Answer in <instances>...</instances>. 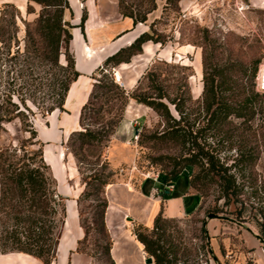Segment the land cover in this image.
<instances>
[{"label":"rangeland","instance_id":"rangeland-1","mask_svg":"<svg viewBox=\"0 0 264 264\" xmlns=\"http://www.w3.org/2000/svg\"><path fill=\"white\" fill-rule=\"evenodd\" d=\"M118 3L120 12L145 18L143 22H149L163 44H170L175 49L186 45L190 50L181 59L152 61L133 89L127 90L115 83L110 69L104 71V76L100 74L98 79L102 83L112 81L113 85L94 88L81 122V130L87 128L95 132L98 142L82 143L71 133L63 143L65 153L61 152L66 166L75 164L77 182L81 183V191L75 200L83 236L73 252L87 257V264H112L105 250L108 242L112 244V237L101 224L102 219L105 222L101 204L106 198L105 187L94 190L88 186L90 194L78 201L85 190V181L89 180L86 176L103 168L108 173V183L125 180L139 186L147 179L159 175L166 177L173 163L185 155L187 145L158 136L167 123L149 106L152 115L145 117V121L137 119L138 125L129 141L121 143L118 140L122 139L115 137L129 98L145 95L157 99L159 93H164L181 108L182 114L163 98L175 118L184 115L181 126L189 125V129L196 130L208 123L214 125L203 133L220 160L235 165L233 170L239 186L238 194L226 200L221 195L216 175L211 180L203 176L199 167L188 168L191 177L200 175L193 189L201 201L193 212L161 222L158 232L163 234L165 247L176 250L178 263L188 260L199 264H264V245L260 237V229L264 227V94L256 90L253 74L254 67L257 69L264 59V0H118ZM52 9L34 0H0V40H5L0 41V45L9 43L12 50L19 47L21 51L41 57L44 43L38 20L40 15ZM70 15L68 10L64 11L66 19ZM12 35L15 38L8 41ZM68 55L67 43L62 48L60 63L67 64ZM203 56L208 71L216 66L231 77L232 90L224 93L232 96L230 99L239 101L250 91L258 93L244 116L231 115L225 120L208 121L209 114L203 110L202 103ZM34 63L35 83L44 81V64L37 60ZM8 67L9 61L2 63L0 59V100L7 87L5 71ZM116 74L119 76L118 72ZM45 88L43 84L36 92L38 100ZM243 88H246L245 92H242ZM30 105L36 112L34 116L30 115L32 122L46 114ZM20 127L18 118L3 123L1 148L18 147L29 136V132ZM136 130L137 137L134 138ZM38 146L37 143L31 145L32 148ZM18 154L22 152L18 150ZM1 178L2 174L0 181ZM70 199L63 195L64 203ZM0 209V253H4L10 250V221L3 215L8 209L7 200L0 201ZM130 225L134 233L138 223ZM151 227L152 224L148 229L141 226L139 230L153 236ZM64 232L65 229L62 234ZM147 257H151L152 262L146 264H154L153 256L145 251V262Z\"/></svg>","mask_w":264,"mask_h":264},{"label":"trees","instance_id":"trees-1","mask_svg":"<svg viewBox=\"0 0 264 264\" xmlns=\"http://www.w3.org/2000/svg\"><path fill=\"white\" fill-rule=\"evenodd\" d=\"M34 1L53 8L40 15L38 20L43 34V55L41 57L30 55L26 50L21 51L19 47L12 50L9 43L0 45L2 63L9 61V67L5 71L8 74L7 87L3 91L2 100H0V131L3 129L4 122L18 118L21 125L20 128L29 132V136L23 139L18 147H0V174H2L0 201L4 199L8 201V209L3 211V215L10 221L8 228L10 238L9 251L31 254L40 258L43 263L48 264L55 256L57 243L63 229L65 203L63 196L57 192L56 180L51 168L43 159L42 143L36 139L37 132L30 119V115L34 116L36 112L30 103L40 109L42 113H48L55 108L63 110V103L69 85L78 76L79 72L75 69L74 58L70 50L67 56V64L64 65L59 60L64 44L68 43L69 45L71 39L72 25L69 19L64 17L65 10L72 14L69 1ZM118 4L120 8V3ZM121 14L132 17L134 22H143L145 19H138L131 14L122 13V11ZM85 17L86 11L83 8L80 24L83 23ZM13 38H15L14 35L10 36L8 41ZM146 40H153L163 44L159 36L150 27L148 31L138 36L129 46L121 48L108 56L103 65L98 68L99 76L100 74L104 76L105 69L111 70V67L118 65L120 62L128 61L136 50H141V44ZM0 41L2 43L5 40L1 39ZM35 60L41 61L40 64H44L42 70L44 81L38 83H35L37 78L34 75ZM17 64H19V67H16ZM209 66L211 67V65ZM203 67L202 103L203 110L209 114L208 121L212 122L214 119L225 120L231 115L236 117L244 116L246 111L251 108V100L258 93L250 91L248 96L239 101L230 99L232 96L224 93L232 90L233 85H230L231 77L224 75L223 69H219L216 66L211 71H208L205 56H203ZM256 71L257 69L254 67L253 74H256ZM98 78L93 84L88 101L82 107L81 122L83 112L93 96L94 88H105L113 85L112 81L109 84H104ZM43 84H45L46 88L41 90L42 96L38 100L36 92L39 91ZM245 91L246 88H243L242 92ZM132 97L136 101L154 109L166 120L167 127L158 135L159 137L179 141L183 146L187 145L185 155L175 161L171 169L166 173L167 182L172 181L185 168L197 166L204 172L203 176L211 180H213L214 175L217 176L216 182L220 186L221 195L226 200L230 196L238 194L237 176L233 170L235 165H228L221 161L218 153L214 151L203 133L206 129H212L214 125L208 123L207 126L196 128V130L189 129V125L181 126L180 121L183 120L184 115L178 119L175 118L170 113L169 107L163 98H167L174 105V108L182 114L181 108L164 93H159L156 96L157 99H151L145 95H133ZM72 134L76 135L82 143L92 144L98 142L96 133L87 128L74 131ZM34 143L39 146L32 148L31 145ZM18 150L22 154L19 155ZM102 169L99 168L91 175L86 176L89 180H84L85 190L79 195L78 201L90 194L87 191L88 186H91L94 190L105 187L108 183L106 178L108 173H105ZM199 177L200 175L191 177L189 174V183L192 188ZM101 204L104 213L107 207L106 198ZM262 218L264 219V210L262 211ZM166 219L167 217L161 211L155 216L151 227L155 234L153 236H149L139 230L141 226L148 229V226L142 225V223H138V227L134 230V234L143 244L144 250L153 256L154 264H199L188 260L178 263L176 250L171 247H165L163 234L158 232V230L161 228V222ZM101 224L106 230L103 219ZM260 233L264 244V227H261ZM110 249L111 243L108 242L105 245V250L112 264H115L111 257Z\"/></svg>","mask_w":264,"mask_h":264},{"label":"crops","instance_id":"crops-1","mask_svg":"<svg viewBox=\"0 0 264 264\" xmlns=\"http://www.w3.org/2000/svg\"><path fill=\"white\" fill-rule=\"evenodd\" d=\"M68 1L72 10L69 18L72 25L69 50L79 74L69 85L63 110L55 108L33 122L36 139L42 143L43 159L50 166L56 180L57 192L71 198L65 203V232L62 234V230L55 257L49 264H87V257L73 252L83 236L75 200L81 191V183L77 182L75 164L69 163L66 166L63 161V143L72 132L81 130V110L99 77L98 68L108 56L129 46L150 28L149 22H134L132 17L121 14L118 0ZM83 8L86 17L80 24ZM178 48L146 40L141 44V50H136L128 61H122L111 69L118 72L125 89H133L152 61L175 57L181 59L190 50L186 45ZM196 65L198 67L197 61ZM150 115L151 108L129 98L115 137L121 138L118 140L121 143H126L134 133V120L145 121V117ZM189 172L185 168L170 182H167L164 175H159L145 180L139 186L125 180L106 184L105 224L112 237L110 254L115 264H146L143 244L136 238L130 224L149 226L160 211L167 218H181L198 207L201 199L190 186ZM0 264L45 263L31 254L8 251L0 253Z\"/></svg>","mask_w":264,"mask_h":264},{"label":"built area","instance_id":"built-area-1","mask_svg":"<svg viewBox=\"0 0 264 264\" xmlns=\"http://www.w3.org/2000/svg\"><path fill=\"white\" fill-rule=\"evenodd\" d=\"M104 71H107V69H105ZM111 71H112V78L114 82L124 87L120 76L116 74L114 69H111ZM255 88L259 93L264 94V59L260 61L257 67V71L255 74ZM137 125H138V122L135 121V126L137 127ZM136 137H137V130L135 131V135H134V138Z\"/></svg>","mask_w":264,"mask_h":264},{"label":"water","instance_id":"water-1","mask_svg":"<svg viewBox=\"0 0 264 264\" xmlns=\"http://www.w3.org/2000/svg\"><path fill=\"white\" fill-rule=\"evenodd\" d=\"M264 245V244H263ZM264 247V246H263ZM152 262V258L151 257H147L146 258V263H151Z\"/></svg>","mask_w":264,"mask_h":264}]
</instances>
